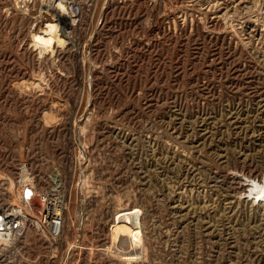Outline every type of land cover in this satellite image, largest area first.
Instances as JSON below:
<instances>
[{
    "label": "rangeland",
    "instance_id": "rangeland-1",
    "mask_svg": "<svg viewBox=\"0 0 264 264\" xmlns=\"http://www.w3.org/2000/svg\"><path fill=\"white\" fill-rule=\"evenodd\" d=\"M43 2L0 0V193L56 167L141 264H264V0H97L54 51Z\"/></svg>",
    "mask_w": 264,
    "mask_h": 264
},
{
    "label": "built area",
    "instance_id": "built-area-1",
    "mask_svg": "<svg viewBox=\"0 0 264 264\" xmlns=\"http://www.w3.org/2000/svg\"><path fill=\"white\" fill-rule=\"evenodd\" d=\"M61 1L65 2L63 10L58 6ZM96 3L97 0H46L44 6L45 13L52 12V21L64 39L72 26L82 24L84 5L88 17L83 29L88 31ZM62 17L68 22H62ZM23 168L28 182L21 181ZM9 181L14 190L0 193V264H141L146 258L140 208L116 210L108 222L90 220L92 196L76 189L71 212L72 182L68 185L56 167L44 177L43 187H36L35 177L24 166L18 177ZM124 212L129 213L126 219ZM120 225L128 231H121ZM131 233H138L139 239Z\"/></svg>",
    "mask_w": 264,
    "mask_h": 264
},
{
    "label": "bare ground",
    "instance_id": "bare-ground-1",
    "mask_svg": "<svg viewBox=\"0 0 264 264\" xmlns=\"http://www.w3.org/2000/svg\"><path fill=\"white\" fill-rule=\"evenodd\" d=\"M46 2V0H42V2ZM43 2V3H44ZM58 4V3H57ZM57 4H56V6H57ZM64 5H65V2L64 1H61L59 4H58V6L59 7H61L62 8V10H63V8H64ZM59 15V14H58ZM60 20L62 21V22H64L65 21V23L66 22H68V20L66 19V18H64V17H62V18H60ZM49 23H51V26H50V28L47 30V32H43V31H45V30H43L42 32V34H43V36H41V35H37V36H35L34 37V41H33V44L35 45V46H37V45H39V46H37L38 48L40 47V49H42L43 51L44 50H52V51H54L53 49H55V47H53V45H54V43H56V44H60V43H63V42H65V39H63L61 36H60V34L58 33V27H57V24L56 23H54L53 21L52 22H49ZM67 27V26H66ZM37 44V45H36ZM24 169V171H23V173L21 174V181H24V182H28V180H27V178H28V176H27V172H26V170H25V168H23ZM250 178V177H249ZM248 180H250V183H248V185H249V188H250V186L252 185V187H251V189H254V188H256V189H254V190H256V192L258 191L257 189H259V187H261V185H259V183H257L256 181H254V178H251V179H248ZM264 186V185H263ZM261 189V188H260ZM262 190V189H261ZM258 193V192H257ZM262 193V192H261ZM260 192H259V194H261ZM264 194V193H263ZM128 212V211H127ZM127 212H124L123 214H126L124 217H125V219L126 218H128L129 216V213H127ZM122 214V213H121ZM127 222V221H126ZM120 230L121 231H124V232H127L128 230L126 229V227L124 226V225H120ZM130 235H133V237H137V235H138V233H131ZM138 238V237H137ZM139 239V238H138Z\"/></svg>",
    "mask_w": 264,
    "mask_h": 264
}]
</instances>
